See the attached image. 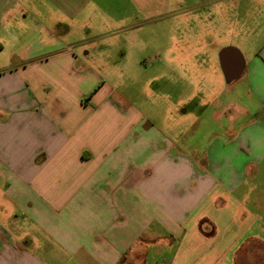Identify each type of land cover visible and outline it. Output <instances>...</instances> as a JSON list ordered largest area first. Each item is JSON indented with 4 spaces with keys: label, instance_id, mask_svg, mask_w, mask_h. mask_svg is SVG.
Masks as SVG:
<instances>
[{
    "label": "crops",
    "instance_id": "1",
    "mask_svg": "<svg viewBox=\"0 0 264 264\" xmlns=\"http://www.w3.org/2000/svg\"><path fill=\"white\" fill-rule=\"evenodd\" d=\"M170 15L197 38L145 62ZM149 69L228 124L182 148L115 85ZM0 264H264V0H0Z\"/></svg>",
    "mask_w": 264,
    "mask_h": 264
},
{
    "label": "rangeland",
    "instance_id": "2",
    "mask_svg": "<svg viewBox=\"0 0 264 264\" xmlns=\"http://www.w3.org/2000/svg\"><path fill=\"white\" fill-rule=\"evenodd\" d=\"M171 10V9H170ZM169 9L166 8L165 12H170ZM191 18V19H190ZM195 18L190 15L189 18L185 20H193ZM175 21L176 18L173 17V15L162 17L159 19H156L154 21H148L146 22L142 27L138 29H134L129 35L132 40V43L136 44H142L143 49L142 51V57L147 63H155L153 61V55L156 51V48H163L165 50L166 48L172 47L173 42H175L177 37H182L184 40L193 41L197 38V33L194 31L193 26L189 27L192 28L184 29L182 32H178L175 28ZM186 22V21H185ZM191 31V32H190ZM194 31V32H193ZM135 47V45H133ZM168 51V50H167ZM133 54H136L135 50L132 49ZM171 54V53H168ZM171 59V58H170ZM145 67V66H144ZM194 80L192 77L191 80H188L187 78L183 77V74L181 73L180 80L177 81L178 84V91H181V94L189 93L191 97L193 98L194 92L200 89H203V83H205V86L210 83L214 84L215 81L210 80L209 76L204 78V80H199L197 77ZM185 79V80H184ZM198 79V80H197ZM155 75L152 73V69H149L146 74L139 75H132V77L128 78L124 81H117L115 82L116 87H118V90L120 92H126L127 97L133 104L139 109L142 113L145 112L146 114L150 115L151 118L154 120L155 123H157L160 127L164 128L165 126V120L168 119L171 122H180L181 129H182V148H186L190 141H193L195 136L192 135V133L188 132L193 122L196 123V127L199 128L197 130V140H202L199 137L201 136L204 138V132L205 127L209 128L211 126L220 125L224 126L226 123L228 124V117L223 115L220 117L219 120L214 119L215 117L213 115L210 116V113H205L204 107H197L195 104V98L191 102L184 107L182 106L181 112L186 108L187 113L183 114V118L179 119L177 116H174L173 113H168L167 111V103L164 102L163 108H161L160 100L159 102H156L155 93L154 91L160 87V85L155 82ZM190 83V85H189ZM222 83V82H221ZM202 84V86H201ZM164 91L165 93H170L173 90H176V87L173 88L169 83H166L164 85ZM203 87V88H202ZM118 91V92H119ZM224 97H222L218 102L224 103ZM247 100V97L245 98ZM245 99H242L243 104H238L239 106L246 105L247 102H245ZM236 101V100H235ZM204 109V110H203ZM177 115V113H176ZM196 117H199L196 120ZM200 119V120H199ZM180 120V121H179ZM216 120V121H215ZM239 122V121H238ZM219 123V124H218ZM166 131V129L164 128Z\"/></svg>",
    "mask_w": 264,
    "mask_h": 264
}]
</instances>
